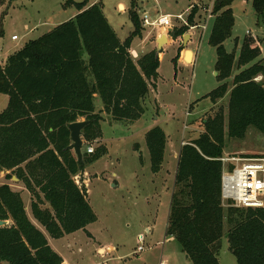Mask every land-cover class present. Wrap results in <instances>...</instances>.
Segmentation results:
<instances>
[{"label":"trees","instance_id":"1","mask_svg":"<svg viewBox=\"0 0 264 264\" xmlns=\"http://www.w3.org/2000/svg\"><path fill=\"white\" fill-rule=\"evenodd\" d=\"M16 0H8V7ZM230 0H215L208 42L216 49V78L221 84L205 95L212 102L227 94V112L218 109L201 121L203 130L180 146L166 234L181 245L193 264H220L225 236L238 264H264V208H237L221 203L220 180L225 137L244 139L249 128L264 137V60L259 39L247 33L236 57L224 48L234 16ZM66 0L77 14L26 43L0 62V93L7 106L0 112V171H11L31 194L30 212L53 238H61L96 219L78 179L80 166L68 148V125L88 120L82 139H101L102 112L114 123L136 122L145 112L143 99L158 75L155 49L133 58L131 42L139 36L137 11L133 30L120 40L100 2ZM256 24L264 25V0H252ZM191 8L187 22L193 23ZM187 27L171 29L176 38ZM2 32L0 31V35ZM250 34V35H248ZM174 61V60H173ZM232 76L229 85L226 78ZM95 95L102 102L96 111ZM226 127V132H225ZM150 170L164 161L167 137L159 125L144 134ZM107 152L83 151L84 164ZM0 264H61L43 230L32 222L18 191L0 184Z\"/></svg>","mask_w":264,"mask_h":264},{"label":"rangeland","instance_id":"2","mask_svg":"<svg viewBox=\"0 0 264 264\" xmlns=\"http://www.w3.org/2000/svg\"><path fill=\"white\" fill-rule=\"evenodd\" d=\"M88 1L101 3L102 12L122 39L131 33L130 16L137 11L140 32L131 42L133 52L130 53L139 57L155 49L159 58L158 75L154 80L156 85L150 87L143 99L145 112L141 120L114 123L103 111L100 124L102 140L87 141L83 138L82 151L86 146H92L94 151L100 145L107 149L99 159L85 165L87 197L96 214L95 221L87 224L85 230L53 238L37 223L29 203L25 205V211L29 219L44 231L50 247L69 264H193L178 241L166 234V224L176 174V149L182 142L197 137L203 130L201 121L218 107L223 108L224 114L227 112V94L217 102L205 97L221 84L215 76L216 49L208 42L213 16L204 12L210 5L212 9L215 0ZM65 2L16 0L3 16L9 3L8 0H0V62L4 63V57L21 48L27 40L38 38L78 13L74 5L64 6ZM118 2L123 4L117 7ZM193 7L197 12L193 23H188L187 17ZM229 7L234 21L231 35L223 43L224 48L237 57L243 37L249 31L259 39L260 58L264 60V25L256 24L252 0H230ZM145 13L151 21L160 15H169L171 29L183 26L188 29L173 38L169 29L144 27L142 17ZM177 15L182 18H176ZM162 34L169 42H162L159 49L156 38ZM184 35H188L186 39ZM185 48L193 52L186 62L181 57ZM231 79L229 76L225 81L231 85ZM100 105L102 102L96 99L95 106ZM6 106L7 96L0 93V112ZM155 124L170 139L168 146L174 145L163 162V168L156 174L150 170V155L144 137V131ZM245 135L242 140L227 135L223 156L264 155V137L254 128H249ZM251 148L262 150L261 153H251ZM6 174L11 175V171H0V184L6 182L11 190L19 192L24 187L23 183L12 177L6 178ZM76 177L79 179L78 174ZM140 234L144 235V240L139 243ZM140 244L144 250L139 252ZM220 244L217 255L220 264H238L228 249L225 236L220 239ZM98 247L106 250L99 253Z\"/></svg>","mask_w":264,"mask_h":264},{"label":"built area","instance_id":"3","mask_svg":"<svg viewBox=\"0 0 264 264\" xmlns=\"http://www.w3.org/2000/svg\"><path fill=\"white\" fill-rule=\"evenodd\" d=\"M204 12H207L208 16H213L211 5ZM176 18L181 19L182 16L177 15ZM142 20L144 27L153 29L157 26L171 29V16L169 15H160L151 21L148 14L145 13ZM183 144L186 142H182ZM85 151L90 154L93 153L94 149L92 146H86ZM219 160L222 162L220 180L222 205L237 208H264V155L224 156ZM143 240L144 235L140 234L138 242ZM141 250H144V246L140 244L137 251L140 252Z\"/></svg>","mask_w":264,"mask_h":264},{"label":"water","instance_id":"4","mask_svg":"<svg viewBox=\"0 0 264 264\" xmlns=\"http://www.w3.org/2000/svg\"><path fill=\"white\" fill-rule=\"evenodd\" d=\"M168 32H171V29L168 30ZM188 35H184L183 38L186 39ZM167 42V38L164 34L160 35L159 38H156V43L159 49H161V43ZM192 53V51L187 49L184 54V60L186 61L188 55ZM190 62V61H189ZM89 124L88 120H77L75 122H72L68 125L70 134L69 139H71V143L68 145V148L73 152L74 156L77 159V162L80 166V174L82 175L84 173V157H83V139H82V130L83 128ZM7 221L0 220V225H6Z\"/></svg>","mask_w":264,"mask_h":264},{"label":"crops","instance_id":"5","mask_svg":"<svg viewBox=\"0 0 264 264\" xmlns=\"http://www.w3.org/2000/svg\"><path fill=\"white\" fill-rule=\"evenodd\" d=\"M123 4L122 2H118L117 3V7H118V4ZM92 4H94V2H89L88 1V3H87V5H86V7L87 6H90V5H92ZM76 14H74V16H75ZM74 16H72V17H74ZM108 20V19H107ZM152 20H154V19H152ZM110 24V23H109ZM110 26H111V28L113 29V27H112V25L110 24ZM131 29H132V27H131ZM133 30V29H132ZM131 30V31H132ZM130 31V32H131ZM116 32V31H115ZM129 32V33H130ZM117 33V32H116ZM117 36H118V34H117ZM119 37V36H118ZM160 37V36H159ZM158 37V38H159ZM119 39L120 40H123L122 38H120L119 37ZM167 41L169 42V40L167 39ZM187 50V48H185L182 52H181V54H182V60L184 61V62H186L185 60H184V54L185 53H183V52H185ZM189 50V49H188ZM191 50V49H190ZM192 51V50H191ZM131 52H133V51H131ZM135 52V51H134ZM136 53V52H135ZM192 54H193V52H192ZM8 56V55H7ZM6 56V57H7ZM6 57H4V60L6 59ZM138 57V55L137 56H135V57H133L134 59L135 58H137ZM191 61V60H190ZM215 72V71H214ZM95 97H96V95H95ZM96 99H97V97L95 98V101H96ZM102 105H100V107H96L97 108V111H99L100 109H102ZM140 120H141V118H140ZM156 125V124H155ZM155 125L154 126H151L150 128H152V127H155ZM150 128H147L145 131H144V133L147 131V130H149ZM165 136H166V134H165ZM167 137V136H166ZM102 140V138L101 139H99V140H97L98 142H100ZM169 142H170V139H168V137H167V142H166V146H165V149H164V161L163 162H165V159H166V157L168 156L167 154H169L170 155V149L171 148H174V145H172V146H168V144H169ZM100 144V143H99ZM179 149H180V147L178 146V148L176 149V151H178L179 152ZM262 149H259V150H257V149H253V148H251V149H249V151H251V153H261L260 151H261ZM178 154V153H177ZM178 156H179V154H178ZM178 156L176 157V164H175V168H176V165H177V160H178ZM163 165V164H162ZM163 168V166L161 167V169ZM160 171V170H159ZM1 173H2V171H1ZM78 175H79V180H80V182L81 183H83L84 185H85V187H86V193H87V186H86V182H87V180H88V175H86V169H85V167H84V173L81 175L80 174V172L78 173ZM12 178H14L15 180H17L18 182H21L15 175H12L11 176ZM3 183H6V182H3ZM22 183V182H21ZM7 184V183H6ZM23 185V184H22ZM112 185L114 186V183H112ZM19 193L21 194V196H22V199H23V201H24V206L26 205V204H28L29 203V207H30V200H31V198H30V196H31V194H29L28 193V191L24 188V187H22V189H19ZM30 195V196H29ZM87 195H88V193H87ZM87 199H88V197H87ZM89 202V201H88ZM8 223H11L10 221H7V224ZM146 230L147 231H149V228H146ZM113 249V248H111V247H108V249ZM101 250H106V248H103V247H98L97 248V251L100 253V251ZM60 255V254H59ZM61 256V255H60ZM61 258H62V263L61 264H69V263H67L65 260H64V258L61 256Z\"/></svg>","mask_w":264,"mask_h":264}]
</instances>
